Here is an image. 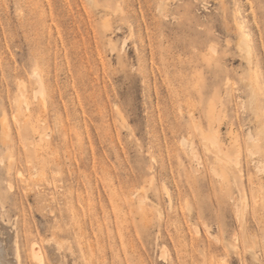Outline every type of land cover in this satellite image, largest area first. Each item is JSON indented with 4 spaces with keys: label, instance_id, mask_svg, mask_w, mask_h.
I'll list each match as a JSON object with an SVG mask.
<instances>
[{
    "label": "rangeland",
    "instance_id": "374dc122",
    "mask_svg": "<svg viewBox=\"0 0 264 264\" xmlns=\"http://www.w3.org/2000/svg\"><path fill=\"white\" fill-rule=\"evenodd\" d=\"M0 202L20 264H264V0H0Z\"/></svg>",
    "mask_w": 264,
    "mask_h": 264
},
{
    "label": "bare ground",
    "instance_id": "6f19581e",
    "mask_svg": "<svg viewBox=\"0 0 264 264\" xmlns=\"http://www.w3.org/2000/svg\"><path fill=\"white\" fill-rule=\"evenodd\" d=\"M92 1V0H91ZM91 3H95L94 1L93 2H91ZM110 21V20H109ZM103 25H104V23H103ZM107 25V24H106ZM106 25H104L105 26V28H107L106 27ZM241 25V24H240ZM242 29V28H241ZM240 29V30H241ZM243 30V29H242ZM240 35H241V33H240ZM245 37V36H244ZM242 37V39L240 40V42H241V46H243L246 50H247V48H250V47H248V44H247V42H246V40H245V38L247 37ZM243 50V49H242ZM244 52H246V51H244ZM37 78V77H36ZM38 80H39V78H38ZM40 81V80H39ZM41 83V82H40ZM40 90V89H39ZM42 90H43V88H42ZM2 208H3V206H2V204H1V202H0V213H1V211H2ZM1 229H3V230H6V227L5 226H3L2 224H1V222H0V264H20V255H19V252L18 251H16V254L14 255V257L13 258H10L9 257V251H8V243H9V240L11 239L10 237H11V235H12V229H9L8 230V228H7V232L6 233H3L4 231H2ZM7 235V243H5V239H4V235ZM57 243V242H56ZM56 243L55 244H53V242H52V244H53V246H51L52 248H53V250L55 249V247H57V245H56ZM51 245V244H50ZM32 246V255H33V257H34V259L36 260H38V262H42V255H41V252H40V250H39V248H38V245L36 244V243H33V245H31ZM56 256H57V254H55Z\"/></svg>",
    "mask_w": 264,
    "mask_h": 264
}]
</instances>
